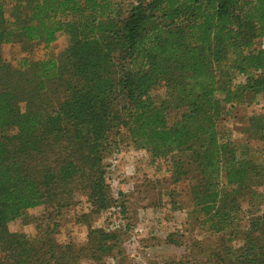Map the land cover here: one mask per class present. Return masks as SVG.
Returning a JSON list of instances; mask_svg holds the SVG:
<instances>
[{
	"label": "trees",
	"instance_id": "16d2710c",
	"mask_svg": "<svg viewBox=\"0 0 264 264\" xmlns=\"http://www.w3.org/2000/svg\"><path fill=\"white\" fill-rule=\"evenodd\" d=\"M62 34L58 55L2 56ZM260 93L264 0H0V264H105L112 232L88 224L81 247L54 234L77 193L87 215L114 205L104 160L123 144L175 183L199 172L186 210L199 235L168 234L184 254L153 264H264V108L239 139L220 127ZM40 205L34 236L9 229Z\"/></svg>",
	"mask_w": 264,
	"mask_h": 264
},
{
	"label": "rangeland",
	"instance_id": "374dc122",
	"mask_svg": "<svg viewBox=\"0 0 264 264\" xmlns=\"http://www.w3.org/2000/svg\"><path fill=\"white\" fill-rule=\"evenodd\" d=\"M66 45L67 36L62 34L47 48L42 43L31 48L20 43L4 44L2 56L13 66H18L24 57L37 60L58 55ZM155 91V98L160 99L163 89ZM263 108L262 93L249 104L227 105L220 127L228 128L233 137L239 139L249 116ZM148 158L144 149L132 144H123L117 152L109 155L104 160L105 176L114 205L98 214L87 215L91 205L85 194L77 193L74 203L57 219L58 227L54 234L57 241L84 246L89 224L115 234L114 249L104 258L105 264H153L183 255V247L168 243L166 237L171 234L177 241L190 243L199 235L195 224H186V210L191 206L189 190L200 179L198 169L189 166L186 177L175 183L165 161L152 164ZM259 205L264 211V201ZM46 208L40 205L29 209L31 217L9 222V229L34 236L36 222L33 217L42 214ZM81 264L89 262L82 261Z\"/></svg>",
	"mask_w": 264,
	"mask_h": 264
}]
</instances>
